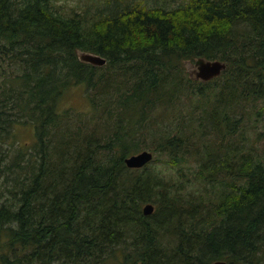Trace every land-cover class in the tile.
<instances>
[{
	"label": "trees",
	"instance_id": "1",
	"mask_svg": "<svg viewBox=\"0 0 264 264\" xmlns=\"http://www.w3.org/2000/svg\"><path fill=\"white\" fill-rule=\"evenodd\" d=\"M62 1L0 0V264H264V0ZM144 150L215 196L129 168Z\"/></svg>",
	"mask_w": 264,
	"mask_h": 264
},
{
	"label": "rangeland",
	"instance_id": "2",
	"mask_svg": "<svg viewBox=\"0 0 264 264\" xmlns=\"http://www.w3.org/2000/svg\"><path fill=\"white\" fill-rule=\"evenodd\" d=\"M93 0H63L62 3H65L67 6H73V5H88V3L92 4ZM151 2H156V3H163L165 0H150ZM168 1V0H167ZM178 1V0H174ZM95 4V2H93ZM183 66L186 70V72L190 73L193 77L195 76L194 71L197 70V66L195 65V61H184ZM84 90L82 87H78L73 89L70 92L69 99L67 101L66 106H74L77 109L80 110H87V103H86V98L84 97ZM179 108L181 110H188L189 106L187 104L181 103ZM254 119L248 122V126H253ZM24 130V129H22ZM32 135H30V132L28 131H23L21 133V129H17V138L20 139L21 142H25L30 140ZM214 138V136L209 135L208 139ZM207 138V135H206ZM154 153V152H153ZM154 156H157L154 153ZM152 170H154L155 174L159 178L166 179L167 181L171 182L175 188H179L180 190H187V192H194L196 195L197 194H202L205 198L206 201L208 199L212 198L215 196L214 194V189L211 186V182L209 181H204L203 179L195 177L193 174V171L198 168V163L193 156H189V159L187 162L180 163L178 165H172L170 162L163 157L159 161L155 162H150L148 164ZM177 186V187H176ZM145 206V205H144ZM143 206V208H144Z\"/></svg>",
	"mask_w": 264,
	"mask_h": 264
},
{
	"label": "water",
	"instance_id": "3",
	"mask_svg": "<svg viewBox=\"0 0 264 264\" xmlns=\"http://www.w3.org/2000/svg\"><path fill=\"white\" fill-rule=\"evenodd\" d=\"M80 59L85 62H89L95 65H104L106 59L92 53H81ZM197 70L194 71L195 77L202 81H209L213 78L218 77L227 68V63L221 60H209L205 58H199L195 61ZM153 153L148 150L141 151L139 153L126 157L125 162L129 168H141L153 159ZM153 204H146L143 211L146 215L154 212ZM211 264H228L224 260H217Z\"/></svg>",
	"mask_w": 264,
	"mask_h": 264
},
{
	"label": "bare ground",
	"instance_id": "4",
	"mask_svg": "<svg viewBox=\"0 0 264 264\" xmlns=\"http://www.w3.org/2000/svg\"><path fill=\"white\" fill-rule=\"evenodd\" d=\"M193 63V62H192ZM154 155V154H153ZM154 157V156H153ZM153 160V159H152ZM151 162V161H150Z\"/></svg>",
	"mask_w": 264,
	"mask_h": 264
}]
</instances>
